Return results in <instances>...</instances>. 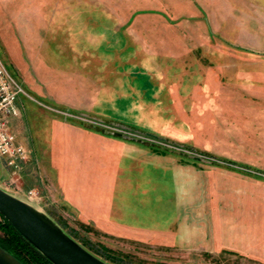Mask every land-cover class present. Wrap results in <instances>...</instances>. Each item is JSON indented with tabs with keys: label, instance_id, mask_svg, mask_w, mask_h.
<instances>
[{
	"label": "rangeland",
	"instance_id": "1",
	"mask_svg": "<svg viewBox=\"0 0 264 264\" xmlns=\"http://www.w3.org/2000/svg\"><path fill=\"white\" fill-rule=\"evenodd\" d=\"M29 1L0 0V62L27 96L30 94L39 104L43 102L51 106L47 108H51L58 119L91 131H107L121 143L141 146L148 155H160L162 160L190 165L197 171L205 169L210 172V169L209 166L201 167L191 162L193 159H212L239 168L241 162L249 163L259 167L251 169L252 174L255 171L262 173L264 166L259 165H264V136L239 134L238 129L231 126V113L213 120L195 116L189 121L192 135L187 138L188 141L178 142L163 132L170 130L165 127L172 122L177 123L169 119L170 111L162 113L167 116L164 120L168 122L167 125L165 122L158 124L159 127L154 125L152 112L149 113L150 119L147 120L144 114L145 119L138 120V112L152 111L154 105L98 103L73 105L71 110L60 106L63 100L68 99L62 93V86L65 89L72 86L74 75V79L86 75L83 72L80 74L85 58L64 53L63 48L58 46L56 29L49 34L54 37L45 36L43 39L41 9L28 7ZM33 1L40 4V0ZM97 1L98 5L101 1H112L115 6L118 5L117 9L100 10L113 15L117 11V15H127L130 28L139 25L132 23L135 16L162 14L160 5H164L168 11L174 9L175 15L183 20L185 16L192 17L191 10L196 14L200 7L206 11L212 10L207 8L209 4L217 3L215 0H200L197 4L195 0ZM220 1V5L229 3L224 7V18L237 20L240 24L226 23L224 31L233 35L240 31L242 35L251 33L256 44L263 49L264 0L241 1L248 3L243 5L238 0ZM53 10L55 12L56 9ZM187 21L190 22V19ZM242 22H247L246 27ZM104 59V56L98 57L97 64L119 65L125 62L120 61V57ZM100 68H97L95 75L99 80L93 78L98 86L102 81L111 88L118 87L119 94L125 91L121 87L133 86L135 72L118 73ZM133 89L129 88L134 92ZM20 101L22 110L19 117L12 120L9 130L20 144L28 148L32 162L18 183L9 182V174L0 162V188L25 201L26 192L35 191L38 200L30 201V206L43 212L72 241L98 260L107 264H264V242L258 239L259 233L257 240L255 232L248 230L250 217L233 213L216 215L217 208L233 205L232 201L221 199L222 194H199L196 183L188 181L184 174L179 175L175 184L167 175L162 176V181V178L159 180L166 183H154L150 176L154 169L146 165L144 168L138 161H123L114 165L116 158L95 144L96 132H93V136L63 132L54 128L51 123L54 119L39 104L25 97H21ZM161 107L166 110L172 108L171 104ZM221 139L225 142L218 143L217 140ZM41 154L43 157L51 155L54 159L58 157L61 165L65 162V167H46L40 159ZM50 177L66 185L64 191L73 198L75 209L59 201L57 187ZM99 201L112 206V212L101 214L93 205ZM80 211L83 217H90V222H84L77 215ZM104 227L116 229L117 232L100 230ZM0 236L3 237L1 228Z\"/></svg>",
	"mask_w": 264,
	"mask_h": 264
},
{
	"label": "crops",
	"instance_id": "2",
	"mask_svg": "<svg viewBox=\"0 0 264 264\" xmlns=\"http://www.w3.org/2000/svg\"><path fill=\"white\" fill-rule=\"evenodd\" d=\"M199 1L194 2L197 4ZM215 1L216 4H209L207 7L212 10L206 11L200 7L197 14L191 10L192 17L185 16L183 20L181 16L175 15L174 9L168 11L164 5H160L162 14L135 16L132 23L139 25L131 28L128 26L127 15H117L118 11H114L116 13L114 15L107 11L102 12L106 8L119 7L112 1H101L99 5L97 0H40L39 5L33 0L29 1L28 7L41 9L43 39L45 36L54 37L53 35L50 37L49 34L56 29L58 46L63 48V52L71 53L80 59L85 58L80 74L83 72L86 75L76 74L80 77L74 79V75L72 86H68L67 89L62 86V93H65L68 99L63 100L64 103L60 106L71 110L73 105L98 103L154 105L152 111L138 112V120L145 119L144 114L147 120L152 115L154 125L159 127L158 124L165 122L167 118L162 113L170 111L169 119L176 120L177 123L172 122L165 127L170 130L163 132L178 142L188 141L187 138L192 135L189 121L195 116L213 120L225 116L226 113H231L229 115L233 121L231 126L238 129L239 134L264 136V47L261 49L256 44L251 33L242 35L239 30V34H227L224 31L226 23L240 24L237 20L224 18L223 10L229 3L220 5V0ZM238 1L243 5L251 0ZM53 9H56L55 12ZM242 23L245 26L247 22ZM103 56L104 60L112 56L115 59L120 57V61L125 62L119 65L106 63L104 64L106 67L98 65L97 58ZM99 67L100 70L118 73L135 72L136 78L133 77V83L131 82L133 86L129 84L128 87H121L125 91H121L120 94L117 91L118 87L111 88V85H105L102 81L98 86L93 78L99 80L95 76ZM130 87L137 89H133L135 90L133 92L129 90ZM29 98L28 100L39 104L30 94ZM42 103L38 106L43 107V110L54 119L51 122L54 128L66 133L91 136L96 132L95 144H98L97 147L101 150L110 153L112 158H116L114 165L122 164L123 161H138L144 168L146 165L154 169L153 174L150 175L148 172L154 183L163 175H167L175 184L179 175L184 174L188 181L196 183L199 194L210 192L222 194L221 199L232 201L233 205L224 204V207L217 208L216 215L233 213L249 216L248 230L255 232V239L259 233L258 239L264 242V170L262 169L261 174H258L259 171H255L254 174L250 171L259 168L258 165L241 162L239 168L237 165H226L212 159L202 161L193 159L191 162L198 163L201 167L209 166L206 168L210 169V172H206L205 169L197 171L190 165L177 164L169 159L162 160L160 155H148L141 146L121 143L107 131H91L80 126H71L73 124L58 119L53 110L47 108L51 106ZM163 104H171L172 108L166 110L161 107ZM167 123L165 122V125ZM217 142L225 141L221 139ZM40 159L49 168L65 167V162L63 161L61 165L58 157L54 159L51 155L43 157L41 154ZM152 176L158 179L154 180ZM50 179L57 187L59 201L75 209L73 198L64 191L66 185L60 180L55 181L51 177ZM161 181H159L161 184L167 182ZM93 205L101 214L107 215L112 212V206L103 201ZM80 213L77 215L84 222L90 220L88 215L83 217L81 211ZM100 230L117 232L116 229L107 227Z\"/></svg>",
	"mask_w": 264,
	"mask_h": 264
},
{
	"label": "water",
	"instance_id": "3",
	"mask_svg": "<svg viewBox=\"0 0 264 264\" xmlns=\"http://www.w3.org/2000/svg\"><path fill=\"white\" fill-rule=\"evenodd\" d=\"M0 215L50 264H107L84 250L43 212L0 188ZM0 264H19L0 248Z\"/></svg>",
	"mask_w": 264,
	"mask_h": 264
},
{
	"label": "built area",
	"instance_id": "4",
	"mask_svg": "<svg viewBox=\"0 0 264 264\" xmlns=\"http://www.w3.org/2000/svg\"><path fill=\"white\" fill-rule=\"evenodd\" d=\"M28 96L0 62V162L9 174L10 183H18L32 162L28 148L20 144L9 130L12 120L19 117L22 110L20 98L28 100ZM33 200H38L37 193L28 190L26 201Z\"/></svg>",
	"mask_w": 264,
	"mask_h": 264
},
{
	"label": "trees",
	"instance_id": "5",
	"mask_svg": "<svg viewBox=\"0 0 264 264\" xmlns=\"http://www.w3.org/2000/svg\"><path fill=\"white\" fill-rule=\"evenodd\" d=\"M0 228L3 237L0 236V248L5 253L11 254L19 264H50L40 255L39 252L33 250L25 239L20 237L12 226L4 221L0 215Z\"/></svg>",
	"mask_w": 264,
	"mask_h": 264
}]
</instances>
